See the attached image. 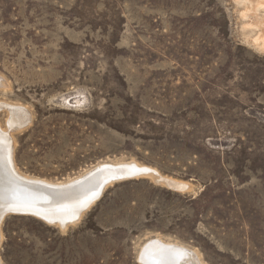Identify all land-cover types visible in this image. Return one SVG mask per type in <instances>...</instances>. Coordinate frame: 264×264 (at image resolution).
I'll list each match as a JSON object with an SVG mask.
<instances>
[{
    "label": "rangeland",
    "instance_id": "rangeland-1",
    "mask_svg": "<svg viewBox=\"0 0 264 264\" xmlns=\"http://www.w3.org/2000/svg\"><path fill=\"white\" fill-rule=\"evenodd\" d=\"M258 38L264 0H0V129L9 105L31 114L11 131L21 174L136 162L191 188L121 179L64 228L8 212L0 264H144L155 238L189 264H264Z\"/></svg>",
    "mask_w": 264,
    "mask_h": 264
},
{
    "label": "bare ground",
    "instance_id": "bare-ground-1",
    "mask_svg": "<svg viewBox=\"0 0 264 264\" xmlns=\"http://www.w3.org/2000/svg\"><path fill=\"white\" fill-rule=\"evenodd\" d=\"M261 41L264 46V38ZM1 84L4 82L0 78ZM8 107L12 114L9 120V130L5 132L0 129V226L8 212L17 211L35 213L50 222L59 223L64 228L69 223L78 221L82 212L95 200L94 197L100 195L108 185L119 181V178L129 177L128 175L161 178L173 189L189 190L190 188L187 182L161 176L157 170L136 162L99 164L84 175L65 183L51 182L21 174L13 159L12 143L14 145V142L11 131L27 125L31 121V114L24 108L11 105ZM46 190H58L59 192L55 196L53 193H47ZM1 230L2 226L0 241ZM195 252L181 244L155 238L146 242L140 259L144 264H180L182 260L189 264L187 260L194 259Z\"/></svg>",
    "mask_w": 264,
    "mask_h": 264
},
{
    "label": "water",
    "instance_id": "water-1",
    "mask_svg": "<svg viewBox=\"0 0 264 264\" xmlns=\"http://www.w3.org/2000/svg\"><path fill=\"white\" fill-rule=\"evenodd\" d=\"M128 176H129V177H124V178L122 177V178H119V179H120V180H121V179H127V178L134 177L135 175H128ZM154 180H155L156 182H158V183L165 184L167 187L171 188V187L168 186V185L165 183V181H163L161 178H156V179L154 178ZM172 189H173V188H172ZM60 190H61V189H60ZM175 190H178V189H175ZM46 192H47V193H50V194L53 193L55 196H57L59 191H58V190H56V191H53V190H46ZM101 193H102V192H101ZM101 193H100V194H101ZM98 196H99V195H98ZM98 196L96 195L94 198L96 199V197H98ZM94 198H93V199H94ZM10 212H17V211H10ZM29 213H31V212H29ZM34 214H35V213H34ZM52 223H53V222H52Z\"/></svg>",
    "mask_w": 264,
    "mask_h": 264
}]
</instances>
